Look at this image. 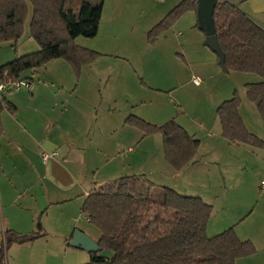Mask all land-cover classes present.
<instances>
[{
  "label": "crops",
  "instance_id": "0c3cea01",
  "mask_svg": "<svg viewBox=\"0 0 264 264\" xmlns=\"http://www.w3.org/2000/svg\"><path fill=\"white\" fill-rule=\"evenodd\" d=\"M181 1L183 0H105L98 35L94 38L78 37L75 40L76 44L95 50L101 53V56L91 64L83 66L80 75H77L72 65L64 59L52 60L45 67L33 72L40 73L41 70L44 69L47 70L45 79H49L52 84H57L58 81L60 83H63L64 81L67 82L66 84L69 83L67 87L72 94L73 101H68L67 105L62 106L64 108L63 112H56L55 101H33L37 99L38 90H41V83L35 84L32 82L33 79H30L32 82V88L27 89L30 91V96H32L30 100L32 101H24V104L22 105L18 102L11 101L6 95L9 100L8 102L10 105H14V107L6 106L2 112L1 120L3 133L0 137V149H3L4 147V150H6V148H13L15 161L18 159L19 151H24L26 146L30 148V145L33 144L38 149V155L42 150L44 151L43 153L47 152L46 149L48 148V152H57V156L51 157L44 162L42 156L39 155L45 165V173L42 177H38L37 179L21 178L14 161L11 173L8 172L9 168L2 167L1 165L3 162H0V202L3 209V218L1 220L3 230L0 231V233L3 234L0 244L2 240H4V233L6 231L13 230L21 234H27L37 231L38 224L41 223L43 229H46L48 233L46 234L47 236L31 243L19 244L20 246L44 243L48 246L56 247L55 250L60 253H62L63 250L67 253L70 249L82 250L70 245L73 233L78 228L75 222L77 221V216L75 215V212H71L70 207L74 206V208L76 207L77 209V213L80 211L82 213V207L87 196H89L94 189H97L96 186L95 188H91L93 184L92 179H95L96 183L98 178H103L99 177L103 172L102 176L106 177L103 179L114 178L120 174L145 175L153 183L162 187H165L167 183H170L171 180H168V177H172L170 179L175 178L177 179V182L171 185L170 188H173L182 194L189 193L187 192L186 184H181L179 178L186 174L188 169L194 164L185 167L183 170H176L166 159L163 147H161L156 155L157 159H159V165H155V162L153 161L155 152L152 151L153 142H151V140L156 135L144 137L143 131L140 128L127 124L126 122L127 118L131 115L142 118L150 123L159 120L164 122L170 116L169 108L151 107V109L137 112L139 105L138 101H118V97L114 98V94L106 95V89L111 83L115 91H122L124 88H128V81L134 80V76H136L139 82L137 76L139 74V68L135 61L127 54H125L126 56L114 54L109 48L110 45L112 43L120 42L126 43L127 48H132L135 46L134 43L141 42L143 37L146 39V42L149 43V32ZM227 1L239 7L251 20L264 29V0ZM29 7L33 9L31 3L29 4ZM31 15L32 13L29 16V23ZM206 38V33L199 28L197 10H191L185 13L171 28L161 33L155 42L157 44L159 41L163 40L164 43H176L179 48L181 47V50H179L178 47L175 48V52H177L176 54L182 51L180 53H182L185 59H187L188 66L190 67L194 65L191 62L192 58L194 59L195 65H207L208 68H205L209 70V72L207 73V76H205L206 78L198 75V77L202 78V82L199 86L204 85V79L206 84L208 80L215 79L219 75L230 76L228 75V72L244 74V72L224 70L219 64L215 53L205 45ZM38 49L39 48H36L35 45H32L30 46V50L24 53H31L30 51L34 52ZM178 55L180 56V54ZM1 57L2 53L0 52V58ZM119 60H123L126 67H124V70L121 72H114L113 70L120 64ZM180 75L181 74L178 72L172 73V76H174L175 79H180ZM255 81L259 82L261 80L255 78ZM139 84L144 90H154L155 88L152 87H159L151 86L152 84L149 80H143L142 83L140 82ZM245 84H247V82ZM33 85L36 87L35 91H32ZM221 86H226L224 89L227 91L223 93L224 96H221V93L219 94L218 92L219 100H217L216 105H220L230 94V90L228 89L231 86L226 85L225 83L220 85V87ZM159 88L163 89L161 87ZM21 89L17 91H20ZM5 91L2 92L3 95H5ZM174 92H176V89L171 91V93ZM243 101H245L244 97L241 101L242 104L244 103ZM146 102L147 101H141L140 103L145 104ZM29 107H33L37 113H33L32 110L27 109ZM243 108L245 110L246 108L257 110L256 106L253 107L248 104L244 105ZM245 110L244 112H241V115L249 129L246 121H250L252 124L254 123L251 121L252 118L248 113V117H245ZM122 111H124V114ZM40 112L43 116L45 114L47 118L55 115L54 120L51 122L53 129H49L48 134L44 131L47 120L45 121V119L41 117L42 115H40V119L37 123L33 120L35 118L33 117V114H38ZM93 112H97L95 125L88 128L82 126L81 119H86V116L91 115ZM258 114L260 115L259 111ZM64 120H71L69 122L71 131L64 135H57L56 139H53V133L59 125L62 126ZM75 123H78V125L74 130ZM209 123L210 121L207 120L203 121L201 124L195 123L194 127L185 124V122L184 124L182 123V125L195 135L203 133L202 131H207L210 125ZM213 124L214 127H219L216 118L214 119ZM258 124L259 123L256 124L257 127ZM262 124L264 125L263 120ZM42 127L43 131H41ZM217 131L220 136H222V128ZM249 131L252 132L250 129ZM255 133V135H259L258 137L264 138V136L259 134L258 131ZM206 135L213 137L214 132H209ZM107 137L112 138L113 141L106 142L104 139ZM227 141L229 144H232L230 146H234L233 148H238L241 151H239V153H244V159L247 164L252 162L251 164L256 169H264V148L232 143L229 140ZM200 143L202 145V142ZM62 145H66L67 148L62 149ZM72 147H76V149L79 152L82 151L83 154L79 157H75L72 154ZM10 150L12 151V149ZM125 150L128 151L124 154L123 151ZM8 154L10 155V152H8ZM200 160L198 159V162L195 164L202 162ZM151 161L154 163L152 166L150 165ZM131 171H133L134 174H129ZM7 173L12 175L15 180L10 179ZM263 180L264 178H262L261 182H258L257 184L260 189ZM11 182H14V186L11 185ZM46 185L49 187L51 186V188L54 187L60 189V194L58 196L50 197ZM15 186L18 187L19 192L27 191V193L22 197L18 194V190ZM37 188H39L40 192ZM43 189L45 191L44 193ZM180 189H182V191ZM10 190H13L12 194L10 193ZM30 191H32L33 195L28 197ZM9 194L12 196H9ZM27 197L28 201L25 200ZM32 200L34 202L36 200L34 205L29 204ZM15 207L20 208L21 210L34 211L33 213L36 215V225H34L31 230H35L29 231L17 227L11 222L9 218V215L11 214L10 210ZM254 210L252 212H254ZM82 215L83 218L88 221L83 213ZM4 217H8V221ZM36 218L39 219L38 223ZM250 218H252V216H245V220ZM7 225H9V227H6ZM226 225L223 226L221 223L218 224L216 228L214 226L210 227V224H208V233H210L211 236L216 235L214 233H221V231H225L224 228L227 227ZM86 228L87 230L81 229L95 240L99 238L100 231L98 229H94L89 223ZM211 228L213 230L212 233L210 232ZM244 233L245 231L243 230H237V234L241 239L253 242L256 247V252L249 256L237 259L236 264H264V229H261L260 231L263 239L260 245L257 238L251 235L245 236L243 235ZM84 252L85 253H82L83 255H80L79 253H74L72 255L74 260H79L76 263L83 261L82 263L86 264L90 261V253L87 251ZM66 255L67 254H65V260L67 259ZM9 263L11 264L10 259Z\"/></svg>",
  "mask_w": 264,
  "mask_h": 264
},
{
  "label": "trees",
  "instance_id": "16d2710c",
  "mask_svg": "<svg viewBox=\"0 0 264 264\" xmlns=\"http://www.w3.org/2000/svg\"><path fill=\"white\" fill-rule=\"evenodd\" d=\"M29 2L33 7L31 37L39 49L1 65L0 84L32 80L28 72L55 59L68 61L80 75L83 66L101 56L75 40L98 35L105 0H0V42H12L16 47L29 17ZM191 10H197V0L181 1L149 32V42H155ZM214 17L227 69L255 73L261 78L259 82L247 83L245 88L264 123V29L227 0L218 1ZM213 52L222 66L219 54ZM8 101L0 93V137L2 112L6 106L14 107ZM241 101L235 92L233 98L219 105L222 135L232 143L264 148V140L249 131L243 120ZM126 122L140 128L144 137L160 133L165 157L177 170L198 162L200 140L175 119L159 126L131 115ZM158 187L145 175H126L87 196L82 213L100 231L96 240L99 246L113 252L114 257L101 258L98 253H90L86 264H236L237 259L256 252L253 242L241 239L234 227L215 236L208 234L213 206L202 197L162 187L164 194L159 202L154 198ZM46 234L41 223L38 231L27 234L8 230L4 233L5 246L9 249L14 243H31ZM3 257L2 241L0 263Z\"/></svg>",
  "mask_w": 264,
  "mask_h": 264
},
{
  "label": "rangeland",
  "instance_id": "374dc122",
  "mask_svg": "<svg viewBox=\"0 0 264 264\" xmlns=\"http://www.w3.org/2000/svg\"><path fill=\"white\" fill-rule=\"evenodd\" d=\"M31 13L32 9L29 7L28 16H30ZM28 20L29 17L25 25L24 33L20 40L17 42L16 47L12 42H0V52L2 53V57L0 58V66L16 59L18 56L24 55V52L30 50V46L32 45H35L36 48H39L38 43L33 40L30 35L31 30ZM80 37L86 38L84 36ZM134 44V47L127 48L126 43L116 42L112 43L109 48L110 50H112V52H114V54L123 56H126L125 54H127L131 56L132 60L135 61L139 68V74L137 75L139 82L136 76H134V80L128 81V88H124L122 91H115L111 83L106 89V95L114 94V98L118 97V101H138L139 105L137 112L151 109V107L164 109L169 108L170 116L166 121L163 122L159 120L156 122H152L153 124L159 126L167 123L172 119H175L176 122L180 125H182V123L184 124L185 122V124H189L192 127H194L195 123L201 124L203 121H210V125L208 127L209 129L207 131H202L203 133H198L195 135L191 133L188 128L182 125L189 134L194 135L197 139L200 140V142H202V145L200 143L199 151L196 156V158L199 160L201 159L200 161L202 162L192 165V168L190 167L186 174H184L183 176L180 175L181 177L179 178V181L181 184H186V188L188 190L187 192H189L187 195L201 196L207 203L213 206V214L209 220L210 227H216L221 223L223 226L227 224V227H225L224 230L231 227H235L236 232L237 230H243L245 231L243 235L254 236L255 238H257L260 245L263 240L260 231L261 229H264V190H262V188L260 189L257 184L258 182H261L262 178H264V169H256L251 164L252 162L247 164L244 159V153H239L240 150L238 148H233L234 146H230L232 144H229V142L223 135L220 136L217 130H221L222 126L217 114L219 105H216L217 100H219L218 92L219 94L221 93V96H224L223 93L227 91L224 89L226 88V86L220 87V85H223L225 83L226 85L231 86L228 89L230 90V94L229 97L226 98V100L233 98L235 92L241 98H245V101H243L244 103L242 104L241 102L240 113L244 112V105L248 104L255 107V105L247 98L245 83L257 82L255 81V78L257 80H261L260 77L255 73L234 74V72H228V75L230 76L219 75L215 79L208 80L206 84L204 79V85L199 86L193 82V76L199 75L203 78H206L205 76H207L209 70H207L205 67L208 68V66L195 65L193 58L191 62L194 65L191 64L193 66H188L189 64L187 59H185L183 54L180 53L182 51L178 52L180 56L176 54L177 52H175V48L178 47L176 43H164L163 40L159 41L157 44L156 42L148 43L143 37L141 39V42L139 41ZM180 48L179 50H181ZM119 62L120 64L113 70L114 72H121L124 70V67H126V64L123 60H119ZM46 71L47 70L43 69L40 73L28 72V75L33 79V83H41V90H38L37 99L33 101H55L56 112H63L64 108L62 106L67 105L68 101H73L72 94L67 87L69 83L66 84L67 82L65 81H62L63 83H60L58 81L59 84L58 82L57 84H52L49 79H45L47 74ZM174 72H178L179 74H181L179 76L180 79H175L174 76H172V73ZM143 80H149L152 84L151 86H159L163 89H160L159 87H152L155 89L144 90L139 84L140 82L142 83ZM173 89H176V92L171 93ZM35 90L36 87L33 85L32 91ZM4 94L5 96L7 95L11 101H15L16 103L18 102L22 105L24 104V101H32L30 100L32 96H30V91L27 90V88H22L20 91H17L15 89L7 90ZM141 101L147 102L145 104H141ZM27 109L32 110L33 113H37V111L34 110L33 107H29ZM97 112H93L89 116L87 115L86 119H81V125L86 128L95 125ZM123 112L124 111H122V113ZM247 113L250 115V117L252 118L251 121L254 123L252 124L250 121H246L249 129L254 133L258 131L259 134H262L264 136V125L262 124V120L260 118V115L258 114V110H251V108H246V118L248 117ZM40 115H42L41 112L38 114H33V117H35L33 120L36 123L40 119ZM41 117L44 118L45 121L47 120L44 131L46 134H48L49 129H53L51 122L52 120H54L55 115H53V117L47 118V116L44 114V116L42 115ZM215 118L219 123V127H214L213 121ZM70 121L71 120H64L62 126L59 125L57 127L56 131L53 133L52 138L56 139L57 135H64L71 131V128L69 127ZM257 123H259L258 127L256 125ZM77 125L78 123H75L74 130L76 129ZM41 129L40 130L43 131V127ZM212 131L214 132L213 137L206 135ZM152 135H156L151 140V142H153L152 151L155 152L153 161L155 162V165H159V159H157L156 155L161 147H163L164 150V139L160 133ZM104 140L106 142L113 141V139L109 137L105 138ZM62 147V149L67 148L66 145H62ZM4 149L5 147L3 149H0V162H3L1 165L2 167L4 166L5 168H9V173H11L12 171L11 168L14 164L13 161L17 165V170L19 171L21 178L37 179L38 177H42L45 173V165L40 158L44 151L42 150L39 153V156L38 149L34 144L30 145V148L26 146V148H24V151H19L18 159L16 161L13 148H6V150L10 152V155ZM10 149H12V151ZM46 150L48 152L49 149L47 148ZM72 150V154L75 157H79L83 154V152H79L76 147H72ZM59 151L62 152L61 150ZM126 151L128 150L123 151V153L125 154ZM153 161L150 162L151 166L154 164ZM103 173H101L99 177L106 178L105 176H102ZM129 174H134V172L131 171ZM7 175L10 179L15 180L12 175H9L8 173ZM125 175L126 174H120L119 176L114 178L112 177L110 179L98 178L96 180V183L95 179H92L93 184L91 188H95V186L99 188L106 183L112 180H116L117 178L123 177ZM168 178V180L171 181L170 183H167L165 187H170L177 182V179L175 178ZM11 185L14 186V182H11ZM15 188L18 190V194L22 197L27 193V191L19 192V189L16 186ZM46 188L50 197L58 196L60 194V189L58 188H51V186L49 187L47 185ZM37 190L39 191V188H37ZM180 190L182 191V189ZM32 191L29 192L28 197L33 195ZM44 192L45 191L43 189V193ZM10 193L12 194L13 190H10ZM163 194L164 193L162 186L156 188V190L154 191L155 200L160 202L163 198ZM9 196L12 195L9 194ZM28 197L25 200L28 201ZM35 203L36 200L35 202L33 200L29 202L30 205H34ZM70 209L71 212H75V215L77 216V221L75 222L76 226H78V229L87 230L86 227L88 223L92 225L94 229H98L83 218L81 211L77 213L76 207L74 208V206H72L70 207ZM253 210L254 212H252ZM2 211L3 209L0 202V231L3 230V227L1 225V220L3 218ZM10 211L11 214L9 215V218L11 222H13V224H15L17 227L29 231L35 230H31V228L36 225V215L33 213L34 211L21 210L20 208L16 207L12 208ZM248 215L252 216V218L245 220V216ZM5 219L8 221V217H6ZM38 222L39 219H37V223ZM6 227H9V225H7ZM36 230L38 231V228ZM210 230V232L212 233V228ZM44 231L47 233L46 229H44ZM2 234L3 233H0V240L2 238ZM208 234L210 235V233ZM214 234L217 235V233ZM55 248L56 247H51L44 243H37L27 246H20L19 243H14L9 248L8 254L11 264H83V261L76 263L79 260H74V257L72 255L74 253H79L81 255L82 253H85V250L83 251L79 249H70L67 253H65L64 250L62 253H60L59 251L55 250ZM65 254H67L66 260Z\"/></svg>",
  "mask_w": 264,
  "mask_h": 264
},
{
  "label": "water",
  "instance_id": "95a60500",
  "mask_svg": "<svg viewBox=\"0 0 264 264\" xmlns=\"http://www.w3.org/2000/svg\"><path fill=\"white\" fill-rule=\"evenodd\" d=\"M219 0H197V13L199 28L207 35L205 45L216 51L220 56V63L224 70H228L225 65L224 52L218 42L217 29L215 24V9ZM70 245L80 248L89 253H98L101 258H113L114 253L102 249L98 242L87 233L76 229L73 233Z\"/></svg>",
  "mask_w": 264,
  "mask_h": 264
},
{
  "label": "built area",
  "instance_id": "2783aa9c",
  "mask_svg": "<svg viewBox=\"0 0 264 264\" xmlns=\"http://www.w3.org/2000/svg\"><path fill=\"white\" fill-rule=\"evenodd\" d=\"M193 81L195 82V84L199 85L202 82V78L198 77V76H194L193 77ZM11 88L12 90H19L21 88H27V89H31L32 88V82L30 80L27 79H19L16 82H13L11 84H7V83H1L0 84V93L4 92L5 90ZM57 156V152H45L42 155V158L44 160V162H46L49 158L51 157H55ZM261 188L262 190H264V180L261 183ZM4 242V257L3 260L0 264H10L9 263V259H8V249L5 246V241Z\"/></svg>",
  "mask_w": 264,
  "mask_h": 264
}]
</instances>
